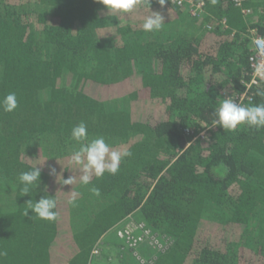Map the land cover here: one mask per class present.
<instances>
[{
  "label": "trees",
  "instance_id": "obj_1",
  "mask_svg": "<svg viewBox=\"0 0 264 264\" xmlns=\"http://www.w3.org/2000/svg\"><path fill=\"white\" fill-rule=\"evenodd\" d=\"M199 1L193 15L151 0L165 22L145 32L148 8L119 20L97 0H0V98L18 99L0 109V264H264V128L212 126L220 100L244 92L264 0L247 2L249 16L231 0ZM258 90L264 80L241 104L264 103ZM81 122L132 153L86 186L69 164ZM35 163L41 183L19 196ZM44 195L58 218L24 216ZM131 217L152 244L120 235Z\"/></svg>",
  "mask_w": 264,
  "mask_h": 264
},
{
  "label": "clouds",
  "instance_id": "obj_2",
  "mask_svg": "<svg viewBox=\"0 0 264 264\" xmlns=\"http://www.w3.org/2000/svg\"><path fill=\"white\" fill-rule=\"evenodd\" d=\"M98 3L107 8L108 13H130L137 7L148 8L149 12L143 19L142 30L145 32L160 31L164 25L165 17L159 11H153L151 0H97ZM161 6L167 3V0H158ZM215 2V0H213ZM261 73V79H264V65L258 67ZM260 97H264V90H258L256 93ZM18 107V99L15 92H10L0 98V109L4 112H13ZM214 119L212 126L219 125L225 131H235L238 126L247 125L256 129L264 128V103L257 105L244 106L235 99L225 97L220 100L219 106L214 108ZM71 139L74 140L79 147L73 148L69 158V164L75 166L80 173L79 182L81 185H89L93 176L102 177L106 172L115 175L120 169L121 161L132 155L127 148L113 149L103 136L89 138L87 125L84 122L73 126L71 129ZM59 161V159L57 158ZM45 161V160H44ZM60 163V162H59ZM43 163H35L29 166V170L22 171L17 179L21 185L19 196L33 194L41 183L42 169L38 165ZM61 164V163H60ZM71 169V168H70ZM49 175L55 176L56 179L64 185H73L76 182V176H70L65 179L62 175H58L56 168L50 166ZM92 191L99 195V191L93 188ZM78 193L73 192L70 204H75ZM23 210L24 216H29V210L32 215L39 219L55 221L59 212L57 210L58 201L55 196L44 195L39 200L29 199Z\"/></svg>",
  "mask_w": 264,
  "mask_h": 264
},
{
  "label": "built area",
  "instance_id": "obj_3",
  "mask_svg": "<svg viewBox=\"0 0 264 264\" xmlns=\"http://www.w3.org/2000/svg\"><path fill=\"white\" fill-rule=\"evenodd\" d=\"M236 6L240 7L242 9V12L245 16H249L253 13L252 8L247 6V2L249 0H231ZM176 2L179 5H184L185 3L188 4L190 7V10L193 15H198L200 12L203 11L204 8V2L199 0H176ZM262 12L264 13V6L262 8ZM251 55L249 57L250 62V76L249 78L244 82L245 89L244 92L233 98L238 103H242L243 99H245L251 91L257 87L261 81L264 79H261V73L258 71V67L261 65H264V34L258 32L257 29H253V34L251 36ZM186 131L188 133H192L193 130L191 128H187ZM99 249H95L94 253H98Z\"/></svg>",
  "mask_w": 264,
  "mask_h": 264
},
{
  "label": "rangeland",
  "instance_id": "obj_4",
  "mask_svg": "<svg viewBox=\"0 0 264 264\" xmlns=\"http://www.w3.org/2000/svg\"><path fill=\"white\" fill-rule=\"evenodd\" d=\"M223 212H215V217L221 218ZM121 228V229H120ZM120 232L122 236L126 237V240L131 242L134 245L143 247L144 245L152 244L153 236L149 233H146L142 228V224H139L137 218L131 217L130 219L122 223L120 227ZM254 230V227L252 228Z\"/></svg>",
  "mask_w": 264,
  "mask_h": 264
}]
</instances>
